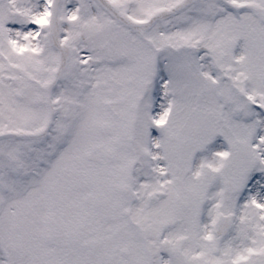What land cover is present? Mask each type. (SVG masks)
<instances>
[{"label": "snow or ice", "instance_id": "obj_1", "mask_svg": "<svg viewBox=\"0 0 264 264\" xmlns=\"http://www.w3.org/2000/svg\"><path fill=\"white\" fill-rule=\"evenodd\" d=\"M0 264H264V0H0Z\"/></svg>", "mask_w": 264, "mask_h": 264}]
</instances>
